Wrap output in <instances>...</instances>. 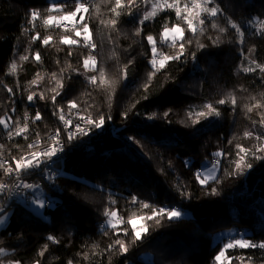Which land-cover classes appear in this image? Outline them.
Masks as SVG:
<instances>
[{
  "label": "trees",
  "instance_id": "trees-1",
  "mask_svg": "<svg viewBox=\"0 0 264 264\" xmlns=\"http://www.w3.org/2000/svg\"><path fill=\"white\" fill-rule=\"evenodd\" d=\"M64 2L71 0H0V117L6 120L11 117L10 127L14 128L18 119L23 125L27 112L30 127L28 140L23 137L9 140L0 125V144L4 145L0 153L11 162L12 155L22 154L15 144L27 150V144L36 139L37 132L43 141L58 128L64 143L62 159L51 166V180L45 174L49 170L39 169L24 178L27 183L40 182L41 195L52 206L37 215L27 206L30 193H24V189L5 204L10 216L0 229V247L7 255L0 259L5 264L8 260H19L20 264H35L37 260L40 264L69 261L72 264H125V261L127 264H215L213 258L230 236L256 243L264 241V160L249 156L253 167L244 175L227 174L235 167L237 145L255 151L258 143H264L255 138L264 134L258 114L264 108H254L249 113L246 107L257 101L264 104V74L258 69L250 73L243 71L244 67L252 66L251 59L264 64V26L259 23L264 21V0H214V5L221 8L216 23L226 31L212 29L206 19L203 33L195 36L187 31L185 23L177 20L173 9L158 12L136 36V29L141 27L137 21L151 7L143 3H139L134 17L125 8L113 29L101 21L113 17L110 9L115 0H91L89 13L85 15L91 43L96 45L93 51L97 71H86L83 66L84 58L89 55L83 37L43 25L42 18L48 15L46 9L53 3ZM184 2L181 0V7ZM32 10L41 13L35 26L26 15ZM228 19L241 27L242 37L227 25ZM165 22L169 27L180 23L185 37L192 42L185 44L184 58L170 61L149 80L153 71L149 63L152 53L146 37L152 35L166 55L178 51L160 43ZM258 28L262 31L257 32ZM37 33L41 39L33 41L32 36ZM48 35L54 39L45 46L41 40ZM62 35L81 43L61 45ZM217 37L219 43L213 45L212 40ZM198 43L206 47L199 49ZM37 52L41 57L39 63L32 58ZM193 52L195 60L191 56ZM23 55L29 59L21 62ZM13 60L18 68L15 74H9ZM129 61L132 63L128 64ZM124 65H128L127 77L121 78ZM99 69L104 71L103 84ZM92 76L97 77L95 84L89 82ZM34 79L38 83L33 85L30 82ZM57 80L62 88H57ZM52 89L60 92L56 107L64 110L66 118L81 123L79 116L103 115V128L93 129L89 135L69 144L64 125L58 115H53L55 91ZM32 92L36 96L30 103L27 96ZM41 93L45 96L43 100L39 98ZM233 96L235 106L231 103ZM220 99L227 102L220 105L217 103ZM69 102H75L78 108L70 111ZM206 103L217 107L221 115L210 118L211 122L201 120L193 124L197 117L193 115L190 119L188 111H199ZM37 111L42 119L32 123ZM153 113L155 116L148 119ZM109 116L111 119H107ZM245 131L253 135L245 137ZM216 152L226 154L217 158L220 160L218 181L213 179L201 185L195 174L204 161L212 163ZM186 161L191 164L186 166ZM2 181L12 185L0 170ZM213 188L218 194H212ZM181 191L186 195L182 196ZM133 196L153 207L177 208L189 211L190 215L172 221L164 218L159 225L155 220L137 219V228L147 224L148 234L131 245V235L113 234L112 229L102 226L107 219L103 214L105 208L118 212L125 222L119 227H127L130 234L129 217L151 215V208L132 203ZM3 198L2 192L0 202ZM224 230L234 232L218 238L217 234ZM49 235L57 242L49 241ZM117 238L125 239L130 245L123 256L118 251H107ZM45 245L47 250L40 256ZM226 255L244 257L246 261L251 256V264H264L261 249L236 248L228 250ZM234 264L240 261L235 260Z\"/></svg>",
  "mask_w": 264,
  "mask_h": 264
},
{
  "label": "snow or ice",
  "instance_id": "snow-or-ice-1",
  "mask_svg": "<svg viewBox=\"0 0 264 264\" xmlns=\"http://www.w3.org/2000/svg\"><path fill=\"white\" fill-rule=\"evenodd\" d=\"M139 3H143L145 5H151L150 8H146L144 11L143 17L137 21V23L141 26L138 27L135 31V35L139 36L142 31V27L146 21H149L157 16L158 12L164 11L165 9H173L176 13V17L178 21H182L187 25V31H190L195 36L198 32L203 33L205 20L208 19L211 22L212 29L218 30L220 33L226 31L225 27H220L219 24L216 23L215 18L221 15V8L219 6L214 5V0H185L183 7H181V0H115L114 6L110 9L113 13V17L108 21H101V23H106L108 26L115 29L118 18L121 16L123 10L127 9V14L129 16L136 15V9L139 6ZM74 5V7H73ZM212 5V6H210ZM90 4L88 0H71V3H53L47 9L48 15L44 16L43 25L45 28H66L67 26L63 22H70L72 24V28L70 31L74 32L75 37H83V46L89 49V55L84 58L83 66L86 71H97L96 67V58L94 55V49L96 45L91 43L90 39V29L87 23L86 15L89 13ZM29 23H32L35 26V22L41 18V13L38 10H32L29 14ZM262 26H264V21L259 22ZM227 25L231 27V29H235L236 33L243 36V32H241V27L233 22L231 19L227 20ZM262 31L261 28L257 29V32ZM41 39L39 33L32 36V40L36 41ZM53 36L48 35L43 37L41 43L45 46H48L53 42ZM211 39V37H210ZM148 45L151 47L152 58L149 60V63L152 66L153 71L149 73V80H151L152 76L155 75L160 69H163L167 66L170 61H179L186 56V48L185 44H190L192 41L185 37V29L181 27L180 23H173L171 27H169L168 23L165 22L163 25V30L160 33V43L167 44L170 47L178 49L175 55H166L161 52L157 46V41L152 35H148L146 37ZM59 43L61 45H79L81 43L80 40L72 38L69 35H62L60 37ZM219 43V37L217 39L212 40V44L216 45ZM206 47L203 43H198L199 49H204ZM253 50H250V52ZM69 55H71V50H69ZM192 58L196 59V53L193 52L191 54ZM35 62H41V57L39 52L35 53L32 57ZM29 59L28 55H23L20 57L21 62L27 61ZM132 61H129L128 64H131ZM249 64L252 66L244 67L243 71L245 73L255 72L257 69L260 73L264 74V64L257 63L255 59H251ZM18 65L13 60L9 66V74H15L17 71ZM128 65H124L121 69L122 77H127ZM63 71V70H62ZM39 77V74H37ZM99 76L101 84L105 83L104 80V71L103 69H99ZM56 76L53 74V79ZM264 79V77H262ZM97 80L96 76H92L90 78V83L95 84ZM31 84H37L38 81L34 79L30 82ZM7 87V86H5ZM63 85L57 80V88H62ZM145 89H147V85H145ZM7 91L12 94L13 90L11 88H7ZM55 91V95L52 97V103L54 105L53 115H58L59 120L64 125L63 132L67 136V142L71 144L74 140L79 139L82 136H87L93 129H102L105 123V117L103 115L99 116V118H93L90 115L87 117L79 116L80 120L83 123H73V121L69 118L65 117L64 110L62 108L56 107V97L60 95L59 91L56 89H52ZM36 96L35 92L30 93L27 96V100L31 103L34 101ZM39 98L41 100L45 99L44 94H40ZM146 98V97H145ZM253 99H255L253 97ZM227 101L226 99H220L217 101L218 104L223 105ZM231 103L233 106L236 105V99L233 96L231 98ZM247 111L251 113L253 109L264 108V104H261L257 101L252 106H246ZM78 105L75 102H69V110L77 109ZM13 111L15 109L13 108ZM261 116L259 121L260 125L264 127V112L258 113ZM126 117L128 115L127 112L123 113ZM195 115L197 119H193V124H199L201 120H207L209 122L212 117H219L221 115L219 109L214 107L211 103H206L203 105V108L199 111L194 109H190L188 111V117L191 119ZM155 116L153 113L148 119H152ZM164 116H168V112L164 113ZM42 119V116L39 111L36 112L35 116L32 118V123L39 121ZM107 119H111L109 116ZM13 122L11 121V117H8L7 120L3 117H0V125L3 126V129L6 130L7 137L9 140L13 139V137H23L25 140L29 139V117L27 112L23 118V125L21 126L19 119L15 122V127H10ZM256 121H253L255 124ZM253 133L250 131H245L244 136L250 137ZM256 140L258 142L264 141V134L257 135ZM128 139L134 140L133 137H129ZM231 143V141H229ZM14 147L17 148L18 151L22 152L18 157L15 155L11 156V162L9 160L4 159L2 153H0V170L3 172V176L8 177L11 181L12 187L14 190L24 189L31 190L33 188H39V185H34L31 183H25L24 178L34 174L35 170L39 169L41 172H45V170H49L45 172L48 178L51 180V166L58 163L62 156L60 155L64 151V143L61 139V129H56L55 133L48 135L47 140H41L40 134L36 133V139L31 143L27 144V150H24L20 145L15 144ZM4 145L0 144V149H3ZM239 151L237 152V159L233 161L235 167L228 175H244V173L253 167V164L248 161V157L251 156L255 160H264V155H260L258 153H264V143H258L255 151L246 149L237 145ZM243 153V155H241ZM226 155L225 153L216 152L213 153L214 157H221ZM191 161H186V166H189ZM220 160L216 159L212 162L211 169H208L206 164L201 165L202 170H197L196 178L201 183V185L207 184L209 180H217L218 178L213 175L215 170L219 167ZM14 165V167H13ZM59 175V172L56 173ZM53 187H55L53 185ZM9 188V183L7 181L0 182V193L5 192L6 189ZM180 194L186 195L183 191ZM212 194H218V190L216 188L212 189ZM11 199V195L9 196ZM111 203H115V201H111ZM132 203H140L142 208H151V215L139 216L136 217L135 214L129 217L127 224L131 225V234L128 231L127 227H119L124 224V220L122 217L118 215V212L114 209L110 210L109 208H105L104 216L107 218L105 221V225L102 227H107L113 230V234H117L119 232H123L125 237L131 235V245L137 244V242L141 241L145 235L148 234V226L147 224H143L140 228H137V219L144 220H155V223L159 225L161 220L167 218L169 221L177 220L181 218L184 213L182 210H178L177 208H167V207H153L148 203L139 202L135 196L132 197ZM31 204L34 206L33 211H36L37 215H42L43 209L52 206V202L47 200L46 198L36 197L31 201ZM6 222L5 208L0 207V224ZM108 233L105 232V235ZM49 241L56 243L55 237L49 235L47 237ZM129 243L126 242L125 239L117 238L111 244L108 245L107 251L113 252L118 251L120 255H125L129 251ZM261 249L264 250V241L259 243L253 242L246 238H229L228 242L224 243L220 248V251L213 258L215 264H234L235 260H239L240 264H251L252 257H247V261L244 257H232L230 255H226L228 250L231 249ZM47 250V245L44 246V249L39 253L40 256L44 255V251ZM7 253L3 247H0V257L6 256ZM87 258V256L85 257ZM0 264H5L3 259H0ZM7 264H20L19 260H8ZM35 264H40V261H35ZM68 264H72V261H69ZM127 264V261H125Z\"/></svg>",
  "mask_w": 264,
  "mask_h": 264
},
{
  "label": "rangeland",
  "instance_id": "rangeland-1",
  "mask_svg": "<svg viewBox=\"0 0 264 264\" xmlns=\"http://www.w3.org/2000/svg\"><path fill=\"white\" fill-rule=\"evenodd\" d=\"M65 31H67V33H69V34H71V35H75L74 32H72V31H70V30H65ZM216 159H217V157H215V158L213 159V161L216 160ZM213 161H212V162H213ZM202 164H206L207 167H208V169H211V167H212V163H211L209 160L204 161ZM202 164H201V165H202ZM200 170H202V169H200ZM218 170H219V167H218V168L215 170V172L213 173V175H214L215 177L217 176ZM24 182L27 183L28 181L24 180ZM29 183L34 184V185H39V184H40V182L34 183L33 181H31V182H29ZM42 190H43V189H40V186H39V188H33V189H31L30 192H29V190H25V191H24V193H25L26 191H27V193H30V197H29V199H28V204H27V206H28L30 209L33 210V207H34V206L31 204V201H32L34 198H36V197H39V198H42V199L44 198V196L41 195ZM41 211H42V210H41ZM34 212L36 213V211H34ZM182 212L184 213V215H183L182 217H188V216L190 215L189 211H182ZM5 215H6V222L3 223V224H0V229L3 228V227L7 224L8 219H9V216H10V209H8V210L5 211ZM227 232H228V235H229V234H233L234 231H233V230H229V231H225V230H224V231H221L220 233L217 234V237L219 238L220 235L227 234ZM229 238H232V237L230 236ZM229 238H228V239H229ZM240 238H241V237H240ZM228 239H227V241H225V243L228 242Z\"/></svg>",
  "mask_w": 264,
  "mask_h": 264
},
{
  "label": "built area",
  "instance_id": "built-area-1",
  "mask_svg": "<svg viewBox=\"0 0 264 264\" xmlns=\"http://www.w3.org/2000/svg\"><path fill=\"white\" fill-rule=\"evenodd\" d=\"M91 0H88V3L90 2ZM67 27L66 28H62L64 30H70L72 28V24L70 22H63ZM72 120V118H69ZM81 123H83V121H81ZM53 134V133H52ZM51 135V134H50ZM32 142V141H31ZM21 192V190L19 189L18 191L17 190H14L12 185L9 186L8 189L5 190L4 193V198L3 200L0 202V207H4L5 204L9 203L10 200L16 196L17 194H19ZM11 195V199H9V196Z\"/></svg>",
  "mask_w": 264,
  "mask_h": 264
}]
</instances>
